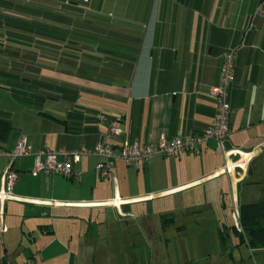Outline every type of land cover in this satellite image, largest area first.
<instances>
[{
    "label": "crops",
    "instance_id": "crops-1",
    "mask_svg": "<svg viewBox=\"0 0 264 264\" xmlns=\"http://www.w3.org/2000/svg\"><path fill=\"white\" fill-rule=\"evenodd\" d=\"M48 2L29 5L66 16L44 23L67 31L60 44L72 46L75 66L46 55L20 85L14 72L4 78L0 52V119L11 125L0 150L23 136L33 151H92L109 124L123 132L110 136L113 146L199 133L213 121L209 90L234 49L224 146L247 155L207 141L199 154L157 155L139 169L116 160L100 178V158L89 154L75 164L79 180L32 176V158L16 159V198L0 204V264H240L233 249L242 240L230 232L243 229L232 211L264 196V0ZM0 13L18 16L14 7ZM8 162L1 154L0 180Z\"/></svg>",
    "mask_w": 264,
    "mask_h": 264
},
{
    "label": "built area",
    "instance_id": "built-area-1",
    "mask_svg": "<svg viewBox=\"0 0 264 264\" xmlns=\"http://www.w3.org/2000/svg\"><path fill=\"white\" fill-rule=\"evenodd\" d=\"M233 58V49L223 54L218 84L209 90V97L215 103V115L211 124L199 133L178 134L171 139L161 135L154 143L142 147H139L136 142L131 143L128 140H124L119 146H113L109 142L110 136H120L123 132L121 128L109 124L101 133L100 141L94 150L89 151L81 148L72 152L63 150L54 152L49 149L33 151L26 143L25 137L21 136L12 149L0 150V155H5L9 159L0 180V204H4L6 200L16 198L13 194V187L18 179V174L13 167V163L16 159L23 157L32 158V166L29 170L32 176L57 174L75 180L80 178V171L75 167V164L79 162L82 156L89 154L100 158L95 167L100 178L111 177L112 168L116 160H122L127 165L139 169L157 155L177 157L185 152L199 154L203 144L207 141L216 142L225 155L233 153V155L239 156V159L242 160L247 154L226 151L224 146L225 140L230 133V110L227 94L233 77ZM100 120L104 119L101 117ZM231 169L232 165L226 162L222 171L229 172ZM231 216L237 224L239 217L237 208H234ZM1 229L4 231L6 228L3 225Z\"/></svg>",
    "mask_w": 264,
    "mask_h": 264
},
{
    "label": "trees",
    "instance_id": "trees-1",
    "mask_svg": "<svg viewBox=\"0 0 264 264\" xmlns=\"http://www.w3.org/2000/svg\"><path fill=\"white\" fill-rule=\"evenodd\" d=\"M45 1L52 2L57 9L71 4L70 0ZM30 2L31 0H25L16 4L11 1L0 0V8L10 10L14 7L18 14V16H12L0 13V27H4L0 31V35L10 43L3 44L0 47V52L3 53L4 78L11 79L9 74L14 72V75L19 76V80L15 83L20 85H25L30 80L29 74L38 75L46 55L53 59L60 56L69 58L68 63L75 66L74 57L72 59L70 53L67 52V48L72 46L66 43L60 44L66 39L67 31L58 26H50L44 23L46 18L60 24L66 22V16L59 13L43 12L40 8L34 9L29 5ZM29 16H34L36 19H28ZM54 61L61 62L59 59ZM10 130V122L0 119V138L6 137ZM258 183L264 184V175L260 177ZM239 218L243 229V234H240L243 239L242 242L244 241L252 250L264 248V196L255 203L241 205Z\"/></svg>",
    "mask_w": 264,
    "mask_h": 264
},
{
    "label": "rangeland",
    "instance_id": "rangeland-1",
    "mask_svg": "<svg viewBox=\"0 0 264 264\" xmlns=\"http://www.w3.org/2000/svg\"><path fill=\"white\" fill-rule=\"evenodd\" d=\"M10 100V99H9ZM168 215H161V225L163 227V229H165V227L168 225V223L170 222L169 220H167ZM156 221H154L153 223H155ZM232 238V240H238L242 239V236L240 234H238L236 231H232L230 232V239ZM239 248H234L233 249V256L235 258V260L237 261V263L239 262L240 264H264V248H259V249H246L245 245H244V241L242 242V244H238ZM248 247V246H247ZM169 256L166 252L163 253V259L165 261H167L169 259Z\"/></svg>",
    "mask_w": 264,
    "mask_h": 264
},
{
    "label": "bare ground",
    "instance_id": "bare-ground-1",
    "mask_svg": "<svg viewBox=\"0 0 264 264\" xmlns=\"http://www.w3.org/2000/svg\"><path fill=\"white\" fill-rule=\"evenodd\" d=\"M245 158H246V157H245ZM244 160H245V159H244ZM243 162H244V161H243ZM243 162H242V163H243ZM242 163H241V164H242Z\"/></svg>",
    "mask_w": 264,
    "mask_h": 264
}]
</instances>
